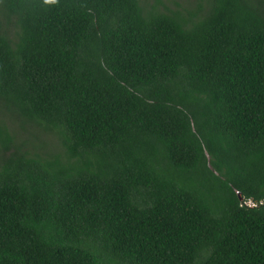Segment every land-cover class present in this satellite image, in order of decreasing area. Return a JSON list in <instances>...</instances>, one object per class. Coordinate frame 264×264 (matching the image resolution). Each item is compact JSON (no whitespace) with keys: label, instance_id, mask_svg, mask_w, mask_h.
<instances>
[{"label":"trees","instance_id":"trees-1","mask_svg":"<svg viewBox=\"0 0 264 264\" xmlns=\"http://www.w3.org/2000/svg\"><path fill=\"white\" fill-rule=\"evenodd\" d=\"M0 264H264V0H0Z\"/></svg>","mask_w":264,"mask_h":264},{"label":"rangeland","instance_id":"rangeland-1","mask_svg":"<svg viewBox=\"0 0 264 264\" xmlns=\"http://www.w3.org/2000/svg\"><path fill=\"white\" fill-rule=\"evenodd\" d=\"M153 0H149L151 3ZM161 3L169 10L185 12L194 6L196 0H160ZM8 126L16 133L17 142H25V147L32 151L36 149L37 152L44 154L45 152L60 153L59 144L56 139L50 134L37 133L35 136H31L34 131H22L14 123H9ZM42 146V147H41ZM248 205L252 206L251 202Z\"/></svg>","mask_w":264,"mask_h":264},{"label":"water","instance_id":"water-1","mask_svg":"<svg viewBox=\"0 0 264 264\" xmlns=\"http://www.w3.org/2000/svg\"><path fill=\"white\" fill-rule=\"evenodd\" d=\"M238 197H239V200H241V196H240V194H238Z\"/></svg>","mask_w":264,"mask_h":264}]
</instances>
